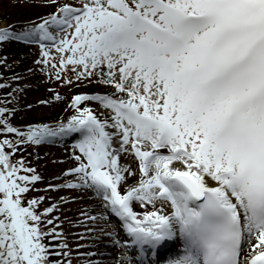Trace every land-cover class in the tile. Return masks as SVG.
<instances>
[{
  "label": "snow or ice",
  "instance_id": "1",
  "mask_svg": "<svg viewBox=\"0 0 264 264\" xmlns=\"http://www.w3.org/2000/svg\"><path fill=\"white\" fill-rule=\"evenodd\" d=\"M58 13L0 28V42L39 44L44 64L56 59L50 42L57 80L70 70L111 91L76 95L67 123L26 133L0 107V264H71L68 245L52 243L57 218L44 219L58 206L38 211L44 197L26 194L41 177L13 160L19 145L69 137L78 154L65 175L76 179L54 187L98 197L125 233L113 243L138 264H157L177 239L182 253L166 264H264V0H79ZM129 153L140 178L122 190Z\"/></svg>",
  "mask_w": 264,
  "mask_h": 264
},
{
  "label": "bare ground",
  "instance_id": "2",
  "mask_svg": "<svg viewBox=\"0 0 264 264\" xmlns=\"http://www.w3.org/2000/svg\"><path fill=\"white\" fill-rule=\"evenodd\" d=\"M65 3L78 5L79 0H46L31 10L26 9L29 7L25 3L19 2L17 5V0L11 3L2 2L0 9H2L3 15L1 16L5 21L0 24V28L10 27L12 31L19 33L41 23L53 14H59V8ZM53 31L55 34V30ZM2 43L0 48L3 51L0 53V82L14 87L21 85L23 88L37 90V86H39L42 90L44 87L42 82L44 81L41 77L40 59L36 51L22 41L9 40ZM108 91L111 89L100 86L95 80L91 83L88 80L76 81L69 87L53 90L54 95L40 101L36 105L35 111L28 118L29 121L27 119L26 121L34 126L47 124L52 127L60 123H67L72 116L77 115L76 108L72 106L73 98L76 95H92ZM57 96L59 99L56 98ZM80 106L92 108L101 118H104L102 114L106 113V110L102 109L95 101L82 102ZM74 139L75 137L51 139L66 141L68 144L65 145L67 147L63 152L54 154L56 158L53 166L47 172L48 176L37 181L49 184L46 188L39 189V195L36 197H44L40 204L43 205L41 213L53 204L58 206L56 211L44 218H57L55 220L58 225L57 230L62 231L63 234L61 240L52 243L57 245L66 243L68 245L63 251L69 253L67 259L71 260V264H118V262L119 264H138V258L137 260L125 259L126 256L131 257L134 254L126 251L122 243L119 245L113 243V240L126 238L125 233L121 227H118L120 224L118 218L110 216L106 212L98 197L85 189L54 187L67 182H74L76 179L74 176L65 175L77 163L74 159V153H77L74 147ZM120 163L135 173V175L128 176L127 184L122 189L126 190L128 186L136 184L140 178L139 162L134 155L129 153L121 155ZM133 207L134 211L138 213L151 210V206L142 208L138 203H134ZM89 217H96V219ZM108 233H115V235ZM174 246L175 241L169 243L166 248L159 250L156 258L151 259L157 264H166L170 258L163 260V257ZM135 256L138 257L137 253ZM53 259L63 261L65 258L53 257Z\"/></svg>",
  "mask_w": 264,
  "mask_h": 264
},
{
  "label": "rangeland",
  "instance_id": "3",
  "mask_svg": "<svg viewBox=\"0 0 264 264\" xmlns=\"http://www.w3.org/2000/svg\"><path fill=\"white\" fill-rule=\"evenodd\" d=\"M15 0H0V5L2 2L11 3ZM46 0H17V5L19 2L25 3L29 8H36V5L42 4ZM16 3V2H15ZM29 4V5H28ZM9 5V4H8ZM12 5V4H11ZM3 6V4H2ZM7 6V5H6ZM33 6V7H31ZM27 11V10H26ZM2 9H0V24L4 23V19L1 16ZM35 20V19H34ZM37 23V21H36ZM56 34V31H55ZM62 35V34H61ZM2 42H0V48L2 46ZM29 48H32L36 51L37 55L40 59V67H41V77L44 82L43 89L37 86V89H28L27 87H14L10 85H5L0 82V107L7 109L8 111L5 115L8 117L9 123L19 129L21 132H27L29 126H34L33 124L27 123L29 121V117L35 111L36 105L39 104L40 101H43L48 96L54 95L53 90L63 89L69 87L73 83H75L76 75L74 72L68 70L61 75V79H56V70L51 67V64L59 63V54L56 53L55 49L51 47V43H48V48L51 51V55L56 57L55 60H51L49 64H44L42 61L45 59L42 55L43 50L41 49L39 44H29L26 43ZM0 49V53H2ZM71 80L72 83L69 84L66 81ZM46 82V84H45ZM51 89V90H50ZM26 119L28 121H26ZM5 134H0V139L4 138ZM9 139H19L16 134H6ZM75 140V139H74ZM68 142L61 140H48L39 145L26 143L19 145V150L16 152L13 160H18L21 157L24 159L27 167H31L35 169V174L39 175L41 178L47 177V172L53 166L57 152H63V150L67 147ZM73 145V144H72ZM23 174V173H22ZM49 184L44 182H35L30 185V191L26 194V198L28 200L32 198H36L39 195V189L46 188ZM52 195V193H50ZM43 209V205H39L38 211L41 212ZM64 240V239H63Z\"/></svg>",
  "mask_w": 264,
  "mask_h": 264
}]
</instances>
